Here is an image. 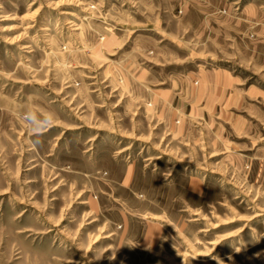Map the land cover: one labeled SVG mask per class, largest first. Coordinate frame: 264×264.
<instances>
[{
    "label": "rangeland",
    "instance_id": "374dc122",
    "mask_svg": "<svg viewBox=\"0 0 264 264\" xmlns=\"http://www.w3.org/2000/svg\"><path fill=\"white\" fill-rule=\"evenodd\" d=\"M138 64L264 89V0H0V264H264V116L151 115Z\"/></svg>",
    "mask_w": 264,
    "mask_h": 264
},
{
    "label": "crops",
    "instance_id": "0c3cea01",
    "mask_svg": "<svg viewBox=\"0 0 264 264\" xmlns=\"http://www.w3.org/2000/svg\"><path fill=\"white\" fill-rule=\"evenodd\" d=\"M141 65L138 64L139 71H143L139 72L140 78L146 79V112L151 115L158 111L162 116L169 108L180 119L200 120L202 125L214 128L216 134L224 129L227 135L235 131L237 135L249 137L251 127L255 129L259 125L257 114L264 116V89L249 83L244 86L243 78L228 69L201 65L192 71L161 77L158 83L150 85L147 77L152 73ZM230 128L235 130L230 132ZM253 139L246 140L260 149L261 138L253 135Z\"/></svg>",
    "mask_w": 264,
    "mask_h": 264
},
{
    "label": "clouds",
    "instance_id": "9594fccd",
    "mask_svg": "<svg viewBox=\"0 0 264 264\" xmlns=\"http://www.w3.org/2000/svg\"><path fill=\"white\" fill-rule=\"evenodd\" d=\"M21 118L29 126L33 135L38 137L43 134L47 127L54 123L55 114L51 112L37 113L35 110L29 109L22 114Z\"/></svg>",
    "mask_w": 264,
    "mask_h": 264
},
{
    "label": "bare ground",
    "instance_id": "6f19581e",
    "mask_svg": "<svg viewBox=\"0 0 264 264\" xmlns=\"http://www.w3.org/2000/svg\"><path fill=\"white\" fill-rule=\"evenodd\" d=\"M45 28V27H44Z\"/></svg>",
    "mask_w": 264,
    "mask_h": 264
}]
</instances>
